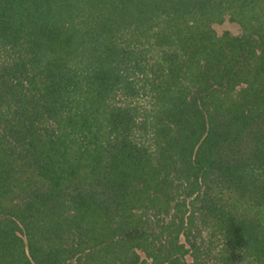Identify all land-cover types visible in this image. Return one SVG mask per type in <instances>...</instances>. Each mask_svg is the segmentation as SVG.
<instances>
[{
	"label": "trees",
	"instance_id": "16d2710c",
	"mask_svg": "<svg viewBox=\"0 0 264 264\" xmlns=\"http://www.w3.org/2000/svg\"><path fill=\"white\" fill-rule=\"evenodd\" d=\"M0 264H264V0H0Z\"/></svg>",
	"mask_w": 264,
	"mask_h": 264
},
{
	"label": "rangeland",
	"instance_id": "374dc122",
	"mask_svg": "<svg viewBox=\"0 0 264 264\" xmlns=\"http://www.w3.org/2000/svg\"><path fill=\"white\" fill-rule=\"evenodd\" d=\"M213 27L220 35L224 32H229L233 35L241 33V26L237 22L231 20L228 16H226L222 22L214 23ZM188 259L190 260V257H188Z\"/></svg>",
	"mask_w": 264,
	"mask_h": 264
}]
</instances>
